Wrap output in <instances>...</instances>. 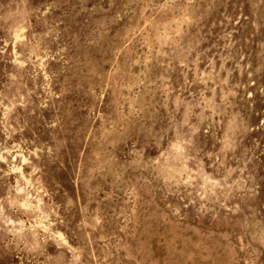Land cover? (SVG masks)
I'll return each mask as SVG.
<instances>
[{
  "label": "rangeland",
  "instance_id": "rangeland-1",
  "mask_svg": "<svg viewBox=\"0 0 264 264\" xmlns=\"http://www.w3.org/2000/svg\"><path fill=\"white\" fill-rule=\"evenodd\" d=\"M0 264H264V0H0Z\"/></svg>",
  "mask_w": 264,
  "mask_h": 264
}]
</instances>
